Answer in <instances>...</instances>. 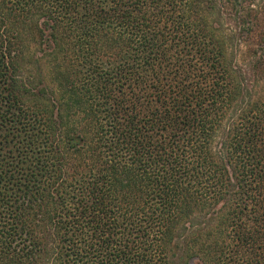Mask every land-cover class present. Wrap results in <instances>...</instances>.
Instances as JSON below:
<instances>
[{
    "label": "trees",
    "instance_id": "trees-1",
    "mask_svg": "<svg viewBox=\"0 0 264 264\" xmlns=\"http://www.w3.org/2000/svg\"><path fill=\"white\" fill-rule=\"evenodd\" d=\"M256 1L0 0V264H264Z\"/></svg>",
    "mask_w": 264,
    "mask_h": 264
},
{
    "label": "rangeland",
    "instance_id": "rangeland-1",
    "mask_svg": "<svg viewBox=\"0 0 264 264\" xmlns=\"http://www.w3.org/2000/svg\"><path fill=\"white\" fill-rule=\"evenodd\" d=\"M256 2V4H259L260 0H257ZM262 2H264V0ZM221 22L226 32H229V30H235V32L238 31L237 26L235 24V20L230 14H226L225 16H223V18H221ZM228 54L229 57L232 59L236 70L243 76L245 80H247L249 83L252 82L250 81L252 77V64L244 44L240 43L237 40L236 34L235 36L233 34V37L230 40V48ZM237 71H235V73ZM257 88L260 87L255 85V89ZM190 255V251H186L185 249L183 250V245L181 243H177L172 248L169 257L170 261L173 264H202L199 258Z\"/></svg>",
    "mask_w": 264,
    "mask_h": 264
}]
</instances>
